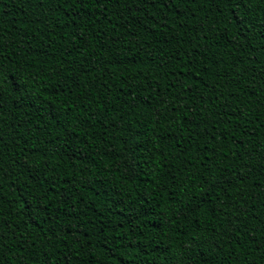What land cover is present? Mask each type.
I'll list each match as a JSON object with an SVG mask.
<instances>
[{
    "label": "trees",
    "instance_id": "obj_1",
    "mask_svg": "<svg viewBox=\"0 0 264 264\" xmlns=\"http://www.w3.org/2000/svg\"><path fill=\"white\" fill-rule=\"evenodd\" d=\"M70 3L0 0V264H264V0Z\"/></svg>",
    "mask_w": 264,
    "mask_h": 264
},
{
    "label": "snow or ice",
    "instance_id": "obj_2",
    "mask_svg": "<svg viewBox=\"0 0 264 264\" xmlns=\"http://www.w3.org/2000/svg\"><path fill=\"white\" fill-rule=\"evenodd\" d=\"M65 2H67V0H65ZM78 2H83V0H71V3L69 4V7H72V5H74V4L78 3ZM222 2H224V3H228V4H230V3H236L237 6H239V3H240V2H244V0H222ZM189 62H191V60H189ZM25 191H26V190L22 187V188L20 189V194L23 195V194L25 193ZM27 195H28V196H32V192H31V191H28V192H27ZM41 199H43V196H41ZM33 211L35 212V214H36L37 216H40L41 214L44 213V209L41 208V207H39L38 205H35V206L33 207Z\"/></svg>",
    "mask_w": 264,
    "mask_h": 264
}]
</instances>
